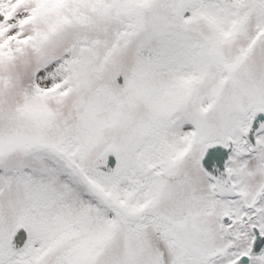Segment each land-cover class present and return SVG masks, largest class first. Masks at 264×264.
Returning a JSON list of instances; mask_svg holds the SVG:
<instances>
[{
	"label": "snow or ice",
	"instance_id": "obj_1",
	"mask_svg": "<svg viewBox=\"0 0 264 264\" xmlns=\"http://www.w3.org/2000/svg\"><path fill=\"white\" fill-rule=\"evenodd\" d=\"M0 264H264V0H0Z\"/></svg>",
	"mask_w": 264,
	"mask_h": 264
}]
</instances>
